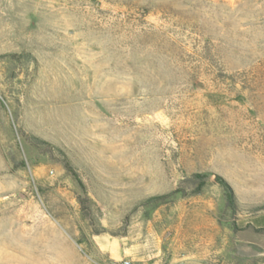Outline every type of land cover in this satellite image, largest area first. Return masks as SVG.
I'll list each match as a JSON object with an SVG mask.
<instances>
[{
	"label": "rangeland",
	"instance_id": "obj_1",
	"mask_svg": "<svg viewBox=\"0 0 264 264\" xmlns=\"http://www.w3.org/2000/svg\"><path fill=\"white\" fill-rule=\"evenodd\" d=\"M262 225L264 0H0V264H264Z\"/></svg>",
	"mask_w": 264,
	"mask_h": 264
},
{
	"label": "crops",
	"instance_id": "obj_2",
	"mask_svg": "<svg viewBox=\"0 0 264 264\" xmlns=\"http://www.w3.org/2000/svg\"><path fill=\"white\" fill-rule=\"evenodd\" d=\"M256 227L257 228L261 227V229H264V225L256 226ZM256 233L263 235L260 232H256ZM92 239L97 250L100 253L106 254L112 260H119L124 257H128V255H131L132 258L130 259L132 261L134 260L136 261L134 264H146V263L165 264L166 263V257L164 255V251L162 249L161 243L158 241L155 242L152 248L146 250L145 253L143 252L142 256H139L137 255L138 251L136 245H132L120 239H112L101 235L96 236V238L92 237ZM258 244L264 247V239L260 240Z\"/></svg>",
	"mask_w": 264,
	"mask_h": 264
},
{
	"label": "built area",
	"instance_id": "obj_3",
	"mask_svg": "<svg viewBox=\"0 0 264 264\" xmlns=\"http://www.w3.org/2000/svg\"><path fill=\"white\" fill-rule=\"evenodd\" d=\"M96 264H133V263L128 258H122L119 260L103 259V260L96 262Z\"/></svg>",
	"mask_w": 264,
	"mask_h": 264
},
{
	"label": "trees",
	"instance_id": "obj_4",
	"mask_svg": "<svg viewBox=\"0 0 264 264\" xmlns=\"http://www.w3.org/2000/svg\"><path fill=\"white\" fill-rule=\"evenodd\" d=\"M213 175L218 181H220V182L225 184V186L227 187L226 195L229 197V199H233L234 198L233 192L230 189L229 185L226 183V181L221 176H219L217 174H213Z\"/></svg>",
	"mask_w": 264,
	"mask_h": 264
}]
</instances>
